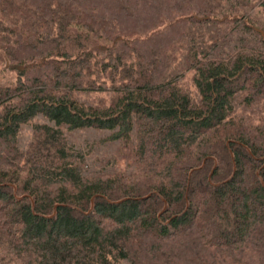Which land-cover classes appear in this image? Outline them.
Wrapping results in <instances>:
<instances>
[{
	"label": "trees",
	"instance_id": "16d2710c",
	"mask_svg": "<svg viewBox=\"0 0 264 264\" xmlns=\"http://www.w3.org/2000/svg\"><path fill=\"white\" fill-rule=\"evenodd\" d=\"M0 264H264V0H0Z\"/></svg>",
	"mask_w": 264,
	"mask_h": 264
}]
</instances>
